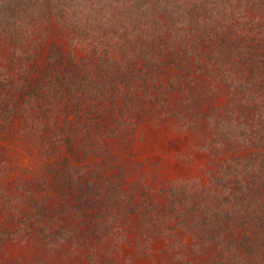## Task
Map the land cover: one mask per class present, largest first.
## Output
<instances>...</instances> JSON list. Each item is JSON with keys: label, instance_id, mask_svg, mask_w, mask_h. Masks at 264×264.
I'll return each mask as SVG.
<instances>
[{"label": "rangeland", "instance_id": "rangeland-1", "mask_svg": "<svg viewBox=\"0 0 264 264\" xmlns=\"http://www.w3.org/2000/svg\"><path fill=\"white\" fill-rule=\"evenodd\" d=\"M50 1L56 10L70 13L65 20L51 19L35 28L27 69L30 63L44 62L50 44L83 62L85 53L78 44L99 40L98 23L88 20L86 26L82 16H94L106 0ZM48 4L35 10L51 9ZM112 5L116 11L122 9L119 3ZM122 14L132 23L130 13ZM137 25L147 27L143 20ZM83 29L89 35L80 34ZM6 63L0 59V65ZM211 69L208 75L193 65L185 71V80L207 87L188 111L181 110L177 91L167 88L162 90V101H150L151 96L138 89L132 117L129 108L118 100L111 103L108 97L103 106L93 100L92 110H86L89 117L84 108L78 109L80 102L72 105L56 98L52 107L57 127L67 128L65 113L70 121L79 116L88 135L77 127L71 132L70 149L60 142L46 157L26 148L18 117L13 116L8 130L0 133V264H208L216 245L205 235L213 233L215 225L203 221V206L196 203H208L207 190L214 188L210 182L219 163L233 154L243 157L250 150L263 149L259 137L264 125V112L257 118L250 115L251 108H242L238 120L244 126L238 134L249 141L238 142L233 149L211 148L204 113L226 102V88ZM34 70L27 71L30 80ZM176 71L170 68L158 75L167 83L171 76H179ZM253 85L247 93L257 97ZM148 87L150 93L156 91ZM260 92L264 97V90ZM108 110L111 114H101ZM254 264H264V253Z\"/></svg>", "mask_w": 264, "mask_h": 264}, {"label": "trees", "instance_id": "trees-1", "mask_svg": "<svg viewBox=\"0 0 264 264\" xmlns=\"http://www.w3.org/2000/svg\"><path fill=\"white\" fill-rule=\"evenodd\" d=\"M106 1L94 16H82L86 26L92 21L98 23L99 38L78 44L85 53L83 62H76L69 51L50 44L44 62L40 66L30 63L27 69L25 62L32 58L29 42L35 28L51 19L65 20L70 12L59 7L56 10L50 0H0V59L11 68L0 65V133L8 130L13 116L18 117V132L26 148L46 157L60 142L70 149L77 127L88 135L79 116L70 121L65 113L63 124L67 128L57 127L52 107L56 98L72 105L80 102L78 109L86 111L87 107L92 110L95 102L103 106L108 97L111 103L118 100L122 107L129 108L132 117V105L138 107V89L143 88V95H150V101H162V90L167 88L177 91L181 110L188 111L207 92L205 85L185 80V71L193 65L207 75L211 67L210 73L226 88V102L204 113L211 148L233 149L238 142L249 141L238 134L244 126H239L238 117L242 108H251L250 115L254 113L257 118L264 112V102H260L264 101L260 92L264 90V0ZM48 3L51 9H47ZM114 3L122 9L114 10ZM41 5L47 8L35 10ZM122 12L130 13L132 23ZM142 20L147 27H137ZM80 34L88 31L83 29ZM68 45L72 48L74 40L70 39ZM170 68L180 74L164 83L158 74ZM33 70L35 77L30 80L27 71ZM252 84L257 97L247 93ZM149 85L156 91L150 93ZM187 89L189 92H184ZM252 99L257 101L253 104ZM88 111L84 112L87 117ZM119 113L123 116L122 111ZM122 123L119 119L118 124ZM260 126L263 149L255 148L243 157L233 154L219 163L211 177L214 188L207 190L208 203H196L203 206V221L215 225L214 232L205 235V240L216 245L208 264H254L263 256L264 125ZM114 132L108 128V133ZM86 149L84 145L83 151Z\"/></svg>", "mask_w": 264, "mask_h": 264}]
</instances>
